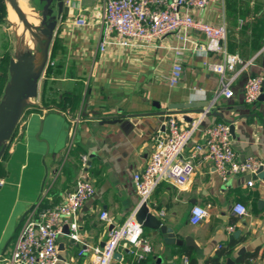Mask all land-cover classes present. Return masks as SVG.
<instances>
[{
  "label": "crops",
  "instance_id": "1",
  "mask_svg": "<svg viewBox=\"0 0 264 264\" xmlns=\"http://www.w3.org/2000/svg\"><path fill=\"white\" fill-rule=\"evenodd\" d=\"M7 4L0 0L5 16ZM102 14V0H65L60 8L55 0L52 5L50 16L56 29L41 81L50 67L48 81L57 90L56 103L44 107L40 81L37 97L24 110L0 159V260L10 256L19 225L32 207L42 210L60 204L78 180L86 178L95 194L77 217L78 242L62 233L55 264H93L90 249L103 246L110 230L138 209L133 176L145 168L154 137L164 130L161 118L170 111L169 105L207 104L202 109L170 111L190 117L209 110L184 150L185 157L191 147L204 142L206 127L227 122L233 127L232 147L239 160L253 157L264 168V100L246 105L241 94L248 77H264V0H223L191 12L201 22L224 21L227 53L250 63L233 83L232 99L216 98L220 79L204 62L222 58L214 52V43L200 33L191 34L195 44L187 45L181 58V80L170 87L160 76L169 71L177 42L168 36L148 46L103 54L98 43ZM4 17L0 22V103L14 59L3 39ZM77 17L88 26L73 25ZM78 92L80 104L71 109L64 97ZM78 117L71 138V121ZM82 157L87 158L85 164ZM249 180V175L230 176L223 184L212 164L198 159L186 185L178 188L161 182L147 203L161 224L173 229L176 239L189 237L192 245H166L159 230L144 228L142 239L152 252L138 259L120 246L111 264H214L215 259L218 264H264V177H253L252 187L246 185ZM235 204L246 207L245 217L233 214ZM193 206L208 212L195 226L188 222ZM102 212L109 221L100 220ZM84 248L89 251L79 256ZM135 251L142 253L139 248Z\"/></svg>",
  "mask_w": 264,
  "mask_h": 264
},
{
  "label": "built area",
  "instance_id": "2",
  "mask_svg": "<svg viewBox=\"0 0 264 264\" xmlns=\"http://www.w3.org/2000/svg\"><path fill=\"white\" fill-rule=\"evenodd\" d=\"M223 0H102L103 14L100 20L101 35L99 50L101 53L126 52L133 47H144L155 41L172 37L177 45L172 48V64L161 80L170 87L179 84L182 74V56L187 45L195 44L191 39L193 32H198L205 39L214 43V52L221 55V62L205 61V68L220 79L216 98H234L233 83L250 63L243 62L236 55L226 51V24L201 22L194 18L192 11H203L209 5L222 3ZM73 25L83 28L86 20L77 17ZM200 53L203 47L198 46ZM240 66L238 72L236 67ZM229 74L230 76L226 77ZM264 77L250 76L242 86V99L246 105L256 104L263 91ZM205 109L197 117H190L186 112H168L164 114L162 133L154 137V148L141 173L133 176V187L139 197V205L147 204L155 188L161 182L183 187L195 172L198 159L209 161L221 183L225 184L230 176L249 175L246 185L252 187V178L258 174L261 163L253 157L242 161L232 147L229 123H217L206 127L203 132L204 142L189 150L187 157L184 150L199 130L203 119L209 115ZM79 117L71 121L70 137L74 136L75 125ZM85 164L86 157H82ZM3 184L0 181V186ZM95 194L92 183L81 178L60 204L39 210L34 206L22 219L10 256L1 259L0 264H55L58 260L57 242L63 233V227L69 230L70 240L78 242L77 217L81 208ZM233 214L238 218L247 215L246 207L235 204ZM136 211L122 225L110 230L103 246L91 248L93 264H111L118 247H123L128 254L142 259L152 248L142 239L143 227L135 219ZM208 216L201 206L190 210L189 224L199 225ZM102 221H109L106 212L99 216ZM232 228H229L231 230ZM135 248L142 253L138 254ZM89 251L84 248L79 256Z\"/></svg>",
  "mask_w": 264,
  "mask_h": 264
},
{
  "label": "water",
  "instance_id": "3",
  "mask_svg": "<svg viewBox=\"0 0 264 264\" xmlns=\"http://www.w3.org/2000/svg\"><path fill=\"white\" fill-rule=\"evenodd\" d=\"M45 5L43 6L41 21L39 26L31 25L21 8H19L16 0H6L8 5L14 10L18 19L21 21L24 26L25 33H23L22 39L25 36L26 32L34 43L38 46L37 52L23 51L20 54L16 55L14 59L10 61V78L9 83L5 88L2 102L0 103V159L4 153L6 144L10 141L18 123L21 120V116L24 110L28 107L31 99H34L38 95L40 78L46 66L48 64L49 58V48L50 43L53 37V33L56 29V24L53 21V18L50 16L52 5L55 0H43ZM57 7L62 6V2L65 0H56ZM39 54L38 60L36 56ZM264 89V83H263ZM264 100V93H261V96L258 101ZM207 104H196V103H187V104H173L169 105L168 109L173 110H187L191 108H205ZM84 111L86 106L83 107ZM168 111V112H170ZM202 111V110H200ZM166 112V114H168ZM85 114V113H84ZM164 122V114L161 118ZM229 131L231 136H233L234 131L231 124H229ZM258 177H264V168L261 167L258 171ZM136 221L144 228L150 230H159L163 242L166 245L176 244L178 246L192 245V240L189 237L183 239V241L176 239L173 229L162 225L155 214L150 212L147 204H142L136 211L135 214ZM63 233H69L67 227H63ZM239 232L233 234V238L238 236ZM60 250V249H59ZM119 256L118 254L114 256Z\"/></svg>",
  "mask_w": 264,
  "mask_h": 264
},
{
  "label": "rangeland",
  "instance_id": "4",
  "mask_svg": "<svg viewBox=\"0 0 264 264\" xmlns=\"http://www.w3.org/2000/svg\"><path fill=\"white\" fill-rule=\"evenodd\" d=\"M19 5L24 6L27 9H31L34 19L36 21V27L39 26V23L41 21V16H42V11H43V6L45 5V2L43 0H19ZM8 8V16L6 14L5 18V23L3 25L6 28V31L3 33L4 37V42L7 45V51L9 54L15 58L16 55L20 54L23 51H30V52H37L38 51V46L36 43L33 42L34 47L27 48L24 44H22L21 39L23 36V33L21 34L20 32L18 33V26L16 24H13L8 20L9 18V13H10V8L9 5L7 4ZM42 78H40L39 81H41ZM42 82V81H41ZM5 218H3L4 222ZM1 222V223H2Z\"/></svg>",
  "mask_w": 264,
  "mask_h": 264
},
{
  "label": "trees",
  "instance_id": "5",
  "mask_svg": "<svg viewBox=\"0 0 264 264\" xmlns=\"http://www.w3.org/2000/svg\"><path fill=\"white\" fill-rule=\"evenodd\" d=\"M227 2V1H226ZM5 16V8L2 7V9L0 10V22H4L3 17ZM50 67H48V71L45 72L44 74V79L42 80V84H41V88H40V99L44 105V107H48L51 103L55 105L56 103V99L55 96L57 94V90L55 89L54 85L51 83H49L48 79L50 78ZM50 84V86H49ZM50 92H52V98H49V94ZM80 92L73 94V95H66L64 97V99L67 100V102H69L71 109L76 108L81 101V96L79 95ZM214 264H218V262L216 261V259L213 261Z\"/></svg>",
  "mask_w": 264,
  "mask_h": 264
},
{
  "label": "bare ground",
  "instance_id": "6",
  "mask_svg": "<svg viewBox=\"0 0 264 264\" xmlns=\"http://www.w3.org/2000/svg\"><path fill=\"white\" fill-rule=\"evenodd\" d=\"M16 1H17V4H18L19 8H21V10L23 11V13L25 14V16H26L28 22H29L31 25L35 26L37 20L34 19V15H33L32 11H31V9H27V8H25L24 6L19 5V0H16ZM9 8H10V13H9V18H8V20H9L10 22H12L13 24H16V25L18 26V28H19L18 33H19V32H20L21 34H22V33H25L24 26L22 25L21 21L18 19V17H17V15L15 14L14 10H13L10 6H9ZM21 42H22V44H24L27 48H30V49H31L32 47H34L33 41H32V39L29 37V35H28L27 32H26L25 36L23 37V39H21ZM38 58H39V54L36 56V59H37V60H38Z\"/></svg>",
  "mask_w": 264,
  "mask_h": 264
}]
</instances>
